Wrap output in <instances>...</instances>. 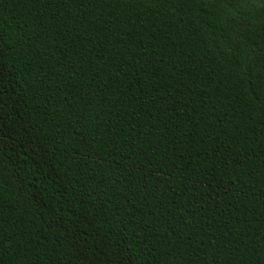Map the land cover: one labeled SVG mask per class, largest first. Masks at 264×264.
Instances as JSON below:
<instances>
[{"label":"trees","instance_id":"obj_1","mask_svg":"<svg viewBox=\"0 0 264 264\" xmlns=\"http://www.w3.org/2000/svg\"><path fill=\"white\" fill-rule=\"evenodd\" d=\"M81 237L264 264V0H0V264Z\"/></svg>","mask_w":264,"mask_h":264},{"label":"snow or ice","instance_id":"obj_2","mask_svg":"<svg viewBox=\"0 0 264 264\" xmlns=\"http://www.w3.org/2000/svg\"><path fill=\"white\" fill-rule=\"evenodd\" d=\"M85 234L88 235V233L85 230ZM79 247L82 248L84 251V260L85 264H97V259H89L87 257V249L90 247H98L101 249V251H104L105 248H108V244H103L101 245L100 243H97L95 239L89 240L86 239L85 237H81V242L79 243ZM105 257H107V260L100 261V264H125L123 256L118 250H113V254L109 255L108 252H105Z\"/></svg>","mask_w":264,"mask_h":264}]
</instances>
